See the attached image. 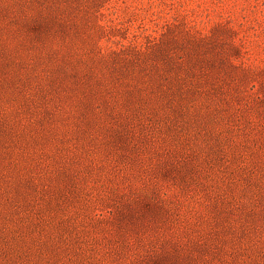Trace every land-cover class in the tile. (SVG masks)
I'll return each instance as SVG.
<instances>
[{"label": "rangeland", "instance_id": "obj_1", "mask_svg": "<svg viewBox=\"0 0 264 264\" xmlns=\"http://www.w3.org/2000/svg\"><path fill=\"white\" fill-rule=\"evenodd\" d=\"M103 2L99 10L93 0H0V222L53 209L103 239L97 220L111 207L90 210L86 201L119 190L165 192L177 210L173 226L193 228L216 211V186L230 192L233 181L244 200L228 213L236 225L222 230L213 264H264V205L250 197L264 180L255 131L179 113L163 93V61L148 54L165 24L169 33L186 24L209 32L231 22L250 40L251 60L264 65V0ZM202 91L197 103L218 99ZM224 128L230 153L214 136ZM127 142L144 147V161L128 155ZM177 151L187 156L185 174L201 173L188 192L162 175L166 162L182 159Z\"/></svg>", "mask_w": 264, "mask_h": 264}, {"label": "trees", "instance_id": "obj_2", "mask_svg": "<svg viewBox=\"0 0 264 264\" xmlns=\"http://www.w3.org/2000/svg\"><path fill=\"white\" fill-rule=\"evenodd\" d=\"M99 2L93 0V7L101 10L105 3ZM168 25L161 30L164 40L154 44L148 54L163 61L164 81L169 85L163 93L169 103L182 115L209 118L210 123H234L238 128L244 124L243 132L249 136L255 131L250 136L254 151L264 160V65L251 60L248 37L240 36L231 22L216 23L209 32L186 24L183 32L169 33ZM202 90L218 99L210 104L207 101L208 105L197 103L193 98L201 99ZM228 133L229 129L224 128L214 136L218 147L230 153L232 147L225 141ZM124 146L129 156L134 154L135 159L144 161V147L132 142ZM177 152L182 159L166 162L162 175L179 190L188 192L201 173L185 174L187 156ZM170 155L178 156L175 151ZM256 182L251 202L253 206L264 205V180L259 177ZM229 184L230 192L216 186V211L202 215V223L193 228L173 226L177 210L166 200L165 192L146 198L119 190L99 196L94 202L86 201L90 210L96 202L111 207L97 220L103 239L93 238L90 230L69 217L71 214H55L53 209L0 222V264H213L220 261L222 230L236 225L228 213L244 200L242 188L233 181ZM70 187L78 197L85 195L74 181ZM178 212L180 219L183 211Z\"/></svg>", "mask_w": 264, "mask_h": 264}]
</instances>
